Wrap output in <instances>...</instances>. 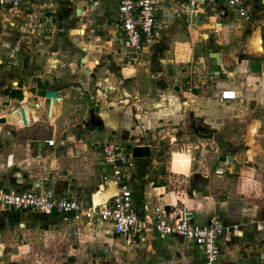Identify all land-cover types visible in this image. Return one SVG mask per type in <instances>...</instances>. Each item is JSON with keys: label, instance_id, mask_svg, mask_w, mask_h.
Here are the masks:
<instances>
[{"label": "crops", "instance_id": "1", "mask_svg": "<svg viewBox=\"0 0 264 264\" xmlns=\"http://www.w3.org/2000/svg\"><path fill=\"white\" fill-rule=\"evenodd\" d=\"M115 4L116 0H97L89 8L81 1L51 2L43 11L34 4L0 8V187L16 192L37 184V188H48L60 197L86 205L100 184L97 178L95 183L91 180L88 140L95 131L102 133V142L114 137L117 130L127 137L132 133V116L139 125L135 129L148 137L164 130L172 129L175 134L188 130L191 141L213 148L214 170L233 173L240 188L235 195L242 203L258 195L264 199V0L245 2L247 20L224 6L205 5L190 22L180 13V0H163L156 10L161 20L156 19L155 12L157 38L148 45L143 62L134 66L123 65L113 45L116 29L111 18ZM187 23L192 25L187 27ZM163 37L166 43H160ZM163 45L172 51L173 58H155L154 63L150 57ZM177 50L187 53L181 56ZM201 54L204 62L194 65L193 56L200 58ZM212 54L217 55L218 64ZM180 56L186 61L179 60ZM121 65L128 71L126 75H120ZM144 65V69L137 68ZM224 90L233 91L235 99L219 103L218 95ZM46 91L55 93L51 101L44 98ZM107 92L113 96L108 97ZM95 106L97 113L92 110ZM141 106L155 107L145 110ZM19 108L23 110L24 126ZM194 129L198 134H210L196 138L191 133ZM48 140L52 146L45 144ZM88 145L91 147V143ZM222 147L227 148L224 154L218 153ZM219 157L230 162H219ZM151 159L131 158L132 168L126 170L133 205L147 219H151L150 211L142 213L139 209L148 211L152 198L167 212L179 210L177 202L163 192V185L151 187L150 181L145 186L147 172L160 170L153 175L156 183L163 182L158 181L163 173L175 174L170 162L168 167H159L160 162ZM189 159L188 169L180 173L190 176L197 189L209 176L206 171L200 174L190 155ZM32 162L40 164L46 177L38 181L37 174L29 175L25 166ZM200 167L205 170L204 165ZM102 172L106 171H97L96 177ZM226 200L219 201L218 207L222 208ZM242 209L239 221L223 209L217 212L226 223L236 226L234 236L220 242V264H234L232 256L236 253L238 258L246 250L260 253L255 256L258 260L264 258V208ZM193 215L197 222L211 216ZM42 218L50 228L60 222L73 234L91 230L83 221ZM96 227L102 228L100 224ZM146 232V238L154 242L181 241L159 237L150 228ZM181 242L201 263L198 250Z\"/></svg>", "mask_w": 264, "mask_h": 264}, {"label": "rangeland", "instance_id": "2", "mask_svg": "<svg viewBox=\"0 0 264 264\" xmlns=\"http://www.w3.org/2000/svg\"><path fill=\"white\" fill-rule=\"evenodd\" d=\"M84 4L86 8L91 7L86 3ZM158 12H156V19L161 20L162 18ZM111 19L115 25L113 16ZM159 24L162 25L161 22ZM162 39L164 40H161L160 43H166V37ZM112 41L114 48L119 51L120 57L122 58L121 53L123 50L120 40L114 35ZM250 43L252 45L258 42L253 41V43ZM252 46L254 47V45ZM176 53L183 56L187 52L185 51L183 54V52L177 50ZM203 54H201L200 58L196 55L193 56L192 63H194V65L196 63H203ZM181 56L178 59L185 62V57ZM155 58L161 60L167 58L171 60L173 58V53L168 47L165 48L163 45L160 52H153L150 60H154ZM120 63L121 62H119V65ZM146 64L148 63L146 62ZM145 65L136 67L138 69H144ZM149 66H151L150 63ZM126 72L128 73L124 66L121 65L120 75ZM132 74L130 73L128 75ZM122 78L125 77L122 76ZM154 88L158 89L156 85ZM147 89L151 91L150 85H148ZM107 93L108 97L113 96L112 92ZM116 111L118 113L119 109ZM92 115L93 113L91 110V116ZM130 118V124L132 126V133L130 132L128 135L130 137L122 135L121 137L119 130H117V134L115 132L114 137L108 136L106 140H112L116 145L122 147L126 153H128L130 148L134 147L133 145L135 144H146L151 150L149 157L152 158L151 160L160 162L159 167H168V163L170 162V170L175 174L169 172L163 173L162 175L164 177L158 179V181L162 180L163 182L156 183L153 181V175L159 174L160 170L158 169L151 173L147 172L144 178V184L145 186H149L150 181H152L153 184L150 185L151 187L163 185V192L169 193L170 198L172 197L177 202L176 208L201 216L217 215L218 210L223 209L224 213H227L228 216H231L232 219L237 221L241 219L243 207L264 208V199L261 195L254 198H246V200H243V203L241 199H238L239 197L235 195V193L237 189L240 191V188H238L239 184L232 172H222L221 178H215L212 174L214 170L213 163H215L213 148L206 145L203 146L202 144L199 145V142L196 140L191 141L188 137V130H180V132L176 134L172 129L164 130L160 134H153L154 137H148L149 135H146V133L139 132L135 129V127L139 126L138 122L134 120L132 116H130ZM176 127L173 126L172 128ZM161 128H163V126H161ZM180 129H182V126ZM112 131L114 132L116 130L113 129ZM197 132L194 129L191 133L194 137L197 136L198 138H203L210 134V131L203 132V134H198ZM80 133L82 135L84 132ZM173 137L174 140L171 139ZM102 138V133L95 131L91 135V141L88 140L86 144L87 148L91 149V156L88 158L91 160V180H94L93 183H95L96 178V183H101L100 175L104 172L96 177L97 171H106L105 167L99 166L101 162L100 145L102 144ZM89 143H91V147H89ZM188 144H190L189 147L186 146ZM226 150V147L218 148V153L224 154L227 152ZM37 154L35 155L37 157L36 160L39 158ZM189 155L192 157L193 163H196L195 169H198L200 174L206 171L209 176L207 180H203L201 187L197 189L193 184L194 180L190 176L187 177L180 173L188 169L190 163ZM131 161L132 160H128L125 167H123L125 168L124 171L127 181H129L128 178L130 176L127 174L126 170H131ZM198 162L201 163L199 164ZM201 164L204 165L205 170H203V167H200ZM223 164L226 165V163ZM25 167L29 175H38V181L40 180L39 178L46 177V173L41 169L39 163L32 162ZM43 180L46 181L45 179ZM10 190L11 189L8 187H0V191ZM137 199L139 200V198ZM222 199L227 200L226 204L220 208L218 207V203ZM91 200L93 201L92 197ZM149 202L150 208H148V211L142 207L139 210L142 213L150 211V216L152 218L154 206L156 207L157 205L153 198ZM168 213H174V209L168 210ZM14 217H16V220H14ZM49 226L50 224L46 222L44 218L40 217V215L30 212H13L0 206V264H200L193 250L185 247L181 241L169 239L165 242H154L150 237L148 239L146 238L149 235L148 232H146L145 235V239H147L145 243L141 244L137 241H132L126 245L123 244L121 240H116L114 237L109 236L101 227L89 228V230H91L88 232L79 230L77 234H73L72 232L69 233V228H66V226L60 222L54 223L52 228ZM254 230L255 232L259 231L257 227H255ZM82 240L84 242H82ZM246 249L248 248L245 247L244 250ZM257 251H259V249H257ZM259 252L262 251L260 250ZM235 254L232 256L235 262L234 264H264V258H262V260L255 258V256L260 253L252 254V251L246 250L240 254L238 258H236ZM225 260L228 262V260H231V257L229 256Z\"/></svg>", "mask_w": 264, "mask_h": 264}, {"label": "built area", "instance_id": "3", "mask_svg": "<svg viewBox=\"0 0 264 264\" xmlns=\"http://www.w3.org/2000/svg\"><path fill=\"white\" fill-rule=\"evenodd\" d=\"M81 1L94 5L97 0H0V8L13 9L20 4H34L43 9L51 2ZM163 0H116L114 22L116 37L121 42L123 65L141 64L149 44L156 38L155 12ZM182 14L193 21L205 5L224 6L239 18L247 20L245 2L247 0H180ZM177 16V14H175ZM192 24L187 23V27ZM231 90L221 91L219 103L233 101ZM52 146L53 142H45ZM101 164L106 172L100 175L101 183L93 195L95 203L89 199L86 205L73 199L56 195L48 188L0 191V206L13 212H30L41 217H61L71 223L85 222L89 228L98 224L105 233L120 239L128 245L132 241L143 243L146 231L150 228L159 237H174L193 246L200 254V264H220V242L223 238L234 236L236 226L226 223L217 215L209 216L204 222H197L191 212L179 209L169 214L164 207L154 206L153 217H141L136 211L128 181L125 165L131 160L130 151L112 140H104L100 145ZM221 176L220 170H214Z\"/></svg>", "mask_w": 264, "mask_h": 264}, {"label": "water", "instance_id": "4", "mask_svg": "<svg viewBox=\"0 0 264 264\" xmlns=\"http://www.w3.org/2000/svg\"><path fill=\"white\" fill-rule=\"evenodd\" d=\"M76 13L78 14V11H76ZM211 56L216 59V63L218 64L219 60H218L217 55L212 54ZM173 89L176 90V87H173ZM54 96H55V93L52 91H46L44 93V98L48 101H51V99H53ZM155 106H157V105H155ZM154 107H150V108L142 107V109L150 110L151 108H154ZM92 110H93V113H97L98 108L95 106V107H93ZM18 115H19V120H20L21 124L24 126L25 125V119H24V115H23V110L21 108L18 109ZM149 155H150V151H149V148L147 146H134L130 149V156L132 159L147 158V157H149ZM218 161L229 163L230 159L226 158V157H219ZM37 187H38V185L35 184L34 188H37Z\"/></svg>", "mask_w": 264, "mask_h": 264}, {"label": "trees", "instance_id": "5", "mask_svg": "<svg viewBox=\"0 0 264 264\" xmlns=\"http://www.w3.org/2000/svg\"><path fill=\"white\" fill-rule=\"evenodd\" d=\"M14 220H16V217H14Z\"/></svg>", "mask_w": 264, "mask_h": 264}]
</instances>
